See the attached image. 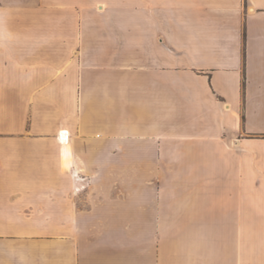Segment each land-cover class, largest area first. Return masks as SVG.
I'll return each mask as SVG.
<instances>
[{"label":"crops","instance_id":"crops-1","mask_svg":"<svg viewBox=\"0 0 264 264\" xmlns=\"http://www.w3.org/2000/svg\"><path fill=\"white\" fill-rule=\"evenodd\" d=\"M0 264H264V0H0Z\"/></svg>","mask_w":264,"mask_h":264},{"label":"bare ground","instance_id":"bare-ground-1","mask_svg":"<svg viewBox=\"0 0 264 264\" xmlns=\"http://www.w3.org/2000/svg\"><path fill=\"white\" fill-rule=\"evenodd\" d=\"M66 134L67 133L65 131H61L59 133V138H60L62 143L65 142ZM69 161H70V155L68 152V147H64L63 152H62V164H63V166L68 165Z\"/></svg>","mask_w":264,"mask_h":264},{"label":"rangeland","instance_id":"rangeland-1","mask_svg":"<svg viewBox=\"0 0 264 264\" xmlns=\"http://www.w3.org/2000/svg\"><path fill=\"white\" fill-rule=\"evenodd\" d=\"M34 233H49V234H57L59 233L58 226H50V227H33Z\"/></svg>","mask_w":264,"mask_h":264}]
</instances>
